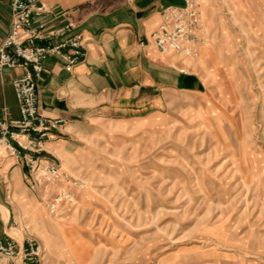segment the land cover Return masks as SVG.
Masks as SVG:
<instances>
[{
  "label": "rangeland",
  "instance_id": "374dc122",
  "mask_svg": "<svg viewBox=\"0 0 264 264\" xmlns=\"http://www.w3.org/2000/svg\"><path fill=\"white\" fill-rule=\"evenodd\" d=\"M200 1L205 49L179 67L199 91L75 131L55 158L84 185L73 204L46 206L67 182L30 192L55 224L86 220L113 264H264V0Z\"/></svg>",
  "mask_w": 264,
  "mask_h": 264
},
{
  "label": "crops",
  "instance_id": "0c3cea01",
  "mask_svg": "<svg viewBox=\"0 0 264 264\" xmlns=\"http://www.w3.org/2000/svg\"><path fill=\"white\" fill-rule=\"evenodd\" d=\"M43 2L46 12L35 23H44L48 30L71 24V31L61 38L80 33L85 50L84 59L71 72L56 56L43 63L36 83L38 110L45 117L65 119L61 129L44 142L43 161L56 164L55 158L66 153L62 148L76 138L74 132L101 117L131 118L151 103H164L169 93H197L203 85L199 77L180 72L182 57L161 54L150 40L162 9L181 6L183 0ZM10 30V7L6 0H0V45ZM204 49L199 47V56ZM20 73L19 69H8L0 77V119L5 112L13 120L20 119L12 84ZM25 170L0 147V240L12 237L20 244L32 236L46 248L49 264H113L116 260L111 250L83 223L86 220L69 216L55 224L37 211L23 179Z\"/></svg>",
  "mask_w": 264,
  "mask_h": 264
},
{
  "label": "built area",
  "instance_id": "2783aa9c",
  "mask_svg": "<svg viewBox=\"0 0 264 264\" xmlns=\"http://www.w3.org/2000/svg\"><path fill=\"white\" fill-rule=\"evenodd\" d=\"M11 12V30L0 45V77L8 69L21 71L12 84L19 105L20 119L13 120L5 112L0 119V146L26 168L23 179L28 189L43 194L45 199L52 186L67 182L46 206L51 214L58 204H73L74 189L84 187L77 179L67 176L57 164L43 161L44 142L65 124L63 118L43 116L37 107L36 83L43 71V63L49 56H56L66 71L85 57L80 33L70 32L72 25L48 30L36 20L45 12L43 0H6ZM201 15L198 0H183L181 6L162 9L158 26L151 32L153 47L161 54L175 53L180 57L194 58L205 43L201 33ZM181 72L185 73L184 70ZM47 200V199H46ZM0 264H49L46 248L32 236L18 243L12 237L0 240Z\"/></svg>",
  "mask_w": 264,
  "mask_h": 264
},
{
  "label": "bare ground",
  "instance_id": "6f19581e",
  "mask_svg": "<svg viewBox=\"0 0 264 264\" xmlns=\"http://www.w3.org/2000/svg\"><path fill=\"white\" fill-rule=\"evenodd\" d=\"M0 147H2V146H0Z\"/></svg>",
  "mask_w": 264,
  "mask_h": 264
}]
</instances>
